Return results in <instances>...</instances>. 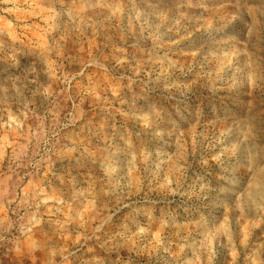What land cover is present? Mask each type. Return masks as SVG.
I'll return each instance as SVG.
<instances>
[{
    "label": "rangeland",
    "instance_id": "obj_1",
    "mask_svg": "<svg viewBox=\"0 0 264 264\" xmlns=\"http://www.w3.org/2000/svg\"><path fill=\"white\" fill-rule=\"evenodd\" d=\"M0 264H264V0H0Z\"/></svg>",
    "mask_w": 264,
    "mask_h": 264
}]
</instances>
